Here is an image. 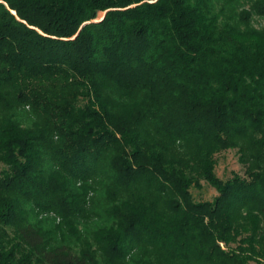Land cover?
Listing matches in <instances>:
<instances>
[{
	"label": "trees",
	"instance_id": "16d2710c",
	"mask_svg": "<svg viewBox=\"0 0 264 264\" xmlns=\"http://www.w3.org/2000/svg\"><path fill=\"white\" fill-rule=\"evenodd\" d=\"M258 19L264 0H0V264H264Z\"/></svg>",
	"mask_w": 264,
	"mask_h": 264
},
{
	"label": "rangeland",
	"instance_id": "374dc122",
	"mask_svg": "<svg viewBox=\"0 0 264 264\" xmlns=\"http://www.w3.org/2000/svg\"><path fill=\"white\" fill-rule=\"evenodd\" d=\"M104 15V14H103ZM255 24L257 26L264 25V20H255ZM217 174L223 178L229 177L231 173H243V166L240 164L238 160V153L236 149H229L217 154ZM193 193L195 198L198 200L201 199H213L217 195V191L215 188L211 187L206 182H203V187L200 188H193ZM43 223L41 224L46 230H50L53 228L55 221L53 220V216L45 215L43 217ZM101 221H94L92 223L93 226L95 224L100 225Z\"/></svg>",
	"mask_w": 264,
	"mask_h": 264
},
{
	"label": "water",
	"instance_id": "95a60500",
	"mask_svg": "<svg viewBox=\"0 0 264 264\" xmlns=\"http://www.w3.org/2000/svg\"><path fill=\"white\" fill-rule=\"evenodd\" d=\"M105 16V13H104V15L102 16V18Z\"/></svg>",
	"mask_w": 264,
	"mask_h": 264
}]
</instances>
